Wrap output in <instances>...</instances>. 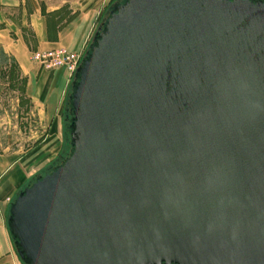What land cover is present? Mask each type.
Here are the masks:
<instances>
[{
  "label": "water",
  "instance_id": "water-1",
  "mask_svg": "<svg viewBox=\"0 0 264 264\" xmlns=\"http://www.w3.org/2000/svg\"><path fill=\"white\" fill-rule=\"evenodd\" d=\"M67 99L9 203L23 264H264V0H115Z\"/></svg>",
  "mask_w": 264,
  "mask_h": 264
},
{
  "label": "crops",
  "instance_id": "crops-1",
  "mask_svg": "<svg viewBox=\"0 0 264 264\" xmlns=\"http://www.w3.org/2000/svg\"><path fill=\"white\" fill-rule=\"evenodd\" d=\"M105 1L78 0L75 7L47 4L44 8L41 0H0V51L14 60L25 80V94L39 122L48 128L46 138L60 126L71 79L62 69H42L31 60V54L61 46L83 55ZM7 173L0 176V264H23L7 229V211L17 183L13 177L6 180Z\"/></svg>",
  "mask_w": 264,
  "mask_h": 264
},
{
  "label": "rangeland",
  "instance_id": "rangeland-1",
  "mask_svg": "<svg viewBox=\"0 0 264 264\" xmlns=\"http://www.w3.org/2000/svg\"><path fill=\"white\" fill-rule=\"evenodd\" d=\"M114 1L104 2L105 6L101 10L98 24ZM77 2L78 0H41L40 4L42 3L44 8H47V4L50 7L60 5L75 7ZM24 89V79L14 68L12 58L0 54V176L8 171L6 180L13 177L17 181L12 198L32 178L44 174L48 166L57 164L64 155L65 146L64 105L61 110L60 126H57V130L53 129L49 138H46L48 128L39 122Z\"/></svg>",
  "mask_w": 264,
  "mask_h": 264
},
{
  "label": "built area",
  "instance_id": "built-area-1",
  "mask_svg": "<svg viewBox=\"0 0 264 264\" xmlns=\"http://www.w3.org/2000/svg\"><path fill=\"white\" fill-rule=\"evenodd\" d=\"M82 59V54L68 50L65 47H56L49 50H36L31 54V60L44 70L62 69L72 79Z\"/></svg>",
  "mask_w": 264,
  "mask_h": 264
},
{
  "label": "trees",
  "instance_id": "trees-1",
  "mask_svg": "<svg viewBox=\"0 0 264 264\" xmlns=\"http://www.w3.org/2000/svg\"><path fill=\"white\" fill-rule=\"evenodd\" d=\"M0 54H2V56L8 57L3 51H0ZM12 62L14 64V68H16V70H18L17 65L13 59H12ZM24 83H25V80H24ZM24 91H25V89H24ZM67 93H68V91H67ZM71 116H72L71 115V109H70V105L68 103L67 94H66V98H65V102H64V108H63V140H64V144H65L64 155L61 157V159L58 162L62 161L71 151V146L69 144V126H70Z\"/></svg>",
  "mask_w": 264,
  "mask_h": 264
}]
</instances>
